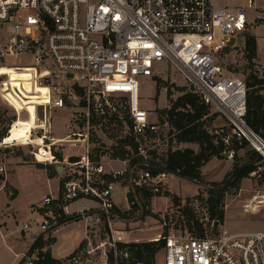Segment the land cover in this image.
<instances>
[{"label":"built area","instance_id":"obj_1","mask_svg":"<svg viewBox=\"0 0 264 264\" xmlns=\"http://www.w3.org/2000/svg\"><path fill=\"white\" fill-rule=\"evenodd\" d=\"M255 26H264V0L238 5L219 0H0V69L28 74L12 79L0 72V98L18 112L32 105L42 123L51 122L53 111L65 110L71 120L83 117L86 124L84 132L68 135L69 142L84 149L80 159H59L54 147L63 141L55 142L45 129L36 131L43 142L32 151L38 163L55 165L67 175L59 194L44 199L41 228L59 224L58 210L87 223L85 243L62 264H88L98 254L109 264L107 244L117 255L116 235L94 243L96 227L111 229L124 217L114 199L116 182H106L103 161L91 158V121H122L136 141L156 132L157 123L141 105L140 78L157 76L159 64L182 76L210 112L224 117L233 136L246 140L264 162V138L246 119V82L221 63ZM9 137L0 147L18 143L7 142ZM0 173H7L5 165L0 164ZM79 199L94 202V210L85 204L73 210ZM160 239L165 241L163 264H264V231H207L203 237L174 233Z\"/></svg>","mask_w":264,"mask_h":264},{"label":"rangeland","instance_id":"obj_2","mask_svg":"<svg viewBox=\"0 0 264 264\" xmlns=\"http://www.w3.org/2000/svg\"><path fill=\"white\" fill-rule=\"evenodd\" d=\"M238 42L239 45H241L244 41ZM233 43L234 41L231 42V45ZM247 54L245 48H243L242 51L227 50L226 54L221 58V63L227 68L228 73H232L243 80H245L246 75L249 73H258L260 75L259 68L254 66L252 62H249L246 57ZM156 71L158 75L154 78L141 77L140 84L141 105L149 110L150 118L157 123L158 128L156 132L139 137L136 142L138 143L139 154L143 155L146 159L156 157L158 160V158L163 156L169 149L174 150L180 147V144L176 143L175 131L168 121V110L171 108L173 102L185 92H189L190 89L182 76L178 75L171 66L159 64L156 67ZM0 72L2 74H9L12 79H16L17 77L25 78L28 76L27 72H19L10 68H1ZM156 78L164 80L167 84L166 86L161 84L162 86L158 98ZM179 88H183L184 91L179 90ZM37 90L44 91V89H40L39 87ZM168 90H170V92ZM28 109L27 111L18 112L0 98V141H2L3 137L10 136L7 142L9 140L10 142H18L16 145L6 148L0 147V164L5 165L7 170L6 174L0 173V180L3 178L5 179L7 174L10 173L15 166L22 165L15 168L12 178L20 192L15 207L18 210L17 219L20 222H29L30 227V233H28L27 239L28 246L25 249L23 257L17 264H32V261L36 259L38 255V250H35L32 254L30 253L33 242L38 235L51 228V226H47L46 229L41 228L43 216L36 214L34 210L38 208L32 205H44L45 197L48 196V193H53L52 189L55 187V184L53 187L48 184L44 169L38 166L40 163L36 161L32 154V151L36 149L37 145H40L34 135L37 136L42 133L35 131L43 128L46 130L47 134L51 131V139L55 138L58 142L63 141L57 143L54 147L58 158L61 160L65 157H69L71 160L80 159L81 156L85 154L84 149L78 147L76 143L69 142L70 140L68 138L70 132L85 131L86 124L83 117L77 118V121H74L70 119V112L55 110L52 112L51 122L47 119V121L42 123L37 118L33 106L30 105ZM13 121L14 124L11 125ZM100 122H102V124H100ZM206 126L210 130L215 128L216 134L224 139H234L232 128L224 117L217 115L214 124L212 123V125H209L206 121ZM9 129H11V135L9 134ZM127 129L124 122L114 118H95L91 121L90 155L94 161H103L105 170L108 172L106 175H112L114 171H122L125 173L129 165L128 160L113 158V151L119 146V140L129 135ZM46 136L47 135L44 137L46 138ZM225 142L227 143L228 141ZM248 148L251 150L249 145ZM243 152L242 150L241 153ZM232 155L233 152L229 151L225 153L223 158L219 159L231 158L233 162L234 159ZM259 164H261V166L258 172H254L249 177L243 179L241 188L237 193L227 194L224 205L225 219L223 223L219 224L216 228H213V225L209 224L211 219L209 218L206 204L203 202V198L207 197V184H199L194 181L181 179L174 174H163L161 175L164 177L162 195L155 197L153 193L146 191L142 187V170H137V183L140 185L142 191L146 194H153L149 198L142 199L145 210L152 211V215L141 218L140 210L129 204L126 200L127 194L123 186L124 180L122 179L116 182L114 199L118 203L119 210L121 212H127L128 216H126L127 218L124 217L121 218L122 220L117 221L111 229L104 224L96 227L95 230L98 229L99 232L98 236L94 239V243L97 244L100 239L108 240L109 236L110 239H113V236L116 234L119 235L122 241L127 242L155 241L157 237H161L164 234L176 233L194 235L188 230L186 224L187 217L184 213L185 208L190 209L198 220L204 221L208 232L212 234L218 235L222 233L223 230H226V228L229 230H227L229 233L264 231V202H262L260 209L253 212L245 211V205L250 203V201L254 200L255 204H258L259 198L254 199L255 196L264 195V162L261 161ZM47 166H49V164ZM53 166L57 175H60L62 179L67 176L63 174V172L61 173L55 165ZM68 170V167H66L65 171L67 174L69 172ZM166 191L172 194V196L164 195ZM3 195L4 191H0V196ZM91 203L92 201L84 199V201L76 202L73 208H79L84 204L89 205ZM93 204L95 206V203ZM32 207H34V210ZM91 210H94L92 206ZM155 214H157L158 217H156ZM31 218L34 220H29ZM10 223L13 229H18V227H15L12 220ZM86 229L87 223L82 218L80 221H73L71 224L62 227L58 232L59 241L56 244L59 255L68 253L70 251L69 247L71 242L75 238L81 237ZM113 230L117 232H113ZM22 234L25 236L26 232L23 231ZM51 235L53 236V232ZM51 235H46L45 238ZM48 246L49 245L45 246L44 250H47L46 248ZM106 247L109 253L110 245L107 244ZM90 257L91 261L88 262V264H104L99 258V254L95 257ZM154 264H163L162 249L158 252Z\"/></svg>","mask_w":264,"mask_h":264},{"label":"trees","instance_id":"obj_3","mask_svg":"<svg viewBox=\"0 0 264 264\" xmlns=\"http://www.w3.org/2000/svg\"><path fill=\"white\" fill-rule=\"evenodd\" d=\"M245 50L248 53L247 59L254 66V58L256 55V38L248 33L246 35ZM261 75V74H260ZM258 73H249L245 77L247 85V112L246 119L248 124L264 138V75ZM157 98L160 94L161 84L166 86V82L160 78H156ZM179 90L184 91L183 88ZM170 92V90H168ZM169 123L175 131L176 143L195 142L199 144V149L196 151L189 147L177 149H169L163 156L145 158L139 154L138 143L134 137L126 136L119 140V146L113 151V158L128 160L129 165L125 173L118 178L112 175H104L106 182H119L124 180L123 186H128L127 199L130 205L140 210L141 218L152 215V211L145 210L142 199L149 198L151 195L155 197L162 195L164 182L159 185V191L156 192L152 187H143L146 191L153 194H146L142 191L137 183V170H146L150 176L159 177L163 174H174L189 181H194L199 184H207V197L203 198L206 204L209 218V224L216 228L223 223L225 219V199L229 193H237L241 188L243 179L249 177L252 173H257L262 161V157L254 150H247L248 142L246 140L229 139L225 142L223 137L216 134V129H208L206 121L209 125L214 123L217 114L211 113L209 107L200 99V97L192 91L185 92L175 102L172 103L168 110ZM246 149L244 155H240L239 151ZM233 152V166L226 173L221 181L206 182L202 177V167L212 158H223L226 152ZM42 168H47L49 177L57 175L53 165L44 166L38 164ZM63 185V182L61 183ZM62 188V186H61ZM14 193H11V198ZM166 196H172L168 191ZM175 200V197L173 196ZM178 199V197H177ZM44 212V209H41ZM118 212L127 218V212ZM61 214L59 224L53 226L44 233L38 235L31 247V254L38 250L37 258L32 261V264H62L63 259H56L51 255L48 248L44 247L51 245L55 241V237L51 235L57 228L73 221H80L81 218L77 214L63 215L60 210L56 214ZM184 213L187 217L188 230L195 236L203 237L207 230L204 221L196 218L194 213L185 208ZM158 217L157 214H155ZM129 218V217H128ZM46 235L48 238H45ZM167 235V234H164ZM85 240L71 254L73 255L81 249ZM117 255L114 251L109 252V264H154L158 252L164 247V239L149 241V242H116ZM48 246V247H49ZM69 255L67 258H69Z\"/></svg>","mask_w":264,"mask_h":264},{"label":"crops","instance_id":"obj_4","mask_svg":"<svg viewBox=\"0 0 264 264\" xmlns=\"http://www.w3.org/2000/svg\"><path fill=\"white\" fill-rule=\"evenodd\" d=\"M219 1L221 3L228 5H238V4H244L246 0H219ZM250 34L254 35L256 38V55L254 58V62L256 63V66L259 68L260 74L264 75V26L253 27L250 31ZM243 41L244 42L241 43L239 48L230 49V51L231 50L242 51V49L245 47L246 38ZM182 147H189L197 151L199 149V144L195 142H182L180 143V148ZM242 150L244 151L243 153H241ZM242 150L239 151L240 155H244L246 151V149H242ZM247 150H250V148L247 147ZM19 166L22 165H17L15 166V168ZM232 166H233V162L231 158L219 159L214 157L202 167V177L205 181H221L226 175V173L232 168ZM15 168L10 173L7 174L5 179L3 178L0 180V191H4V195L0 196V264H17L19 260L23 257L25 249L28 246L27 239H28V233H30L29 231L30 227L25 226L26 221L20 222L17 219L18 210L15 207V203L19 198L20 192L12 179ZM43 169L46 174V179L48 184L52 185V187L55 184L54 189H52L53 192L52 194L54 196H57L61 190V183L63 179L61 178L60 175L49 177L47 168H43ZM124 188L126 189V194H127L129 190L128 186H124ZM11 193H14L12 198H11ZM126 200L128 201L127 195H126ZM80 201H84V199H79V201L78 200L75 201L72 204V208L76 205L75 204L76 202H80ZM93 203L94 202H92L88 206H94ZM32 205H34L35 208H38L37 210L36 209L34 210V207H32L34 212H36V214H40L41 216H43V213L41 211V209H44L43 205H35V204ZM79 208H73V210H77ZM11 220L13 221L15 227H18V229H13L11 227V223H10ZM29 220H34V219L31 218ZM71 223L72 222L67 224H71ZM67 224L60 226L53 232V237H55V241L49 247L46 248V249L48 248L50 249L51 255L56 259L67 258L80 246L81 242L85 240L86 237L87 229L82 233L81 237H77L71 242L69 247L70 251L68 253L64 255H59V252L56 249V244L59 241L58 232L61 230L62 227L66 226ZM22 230L26 232L25 236H23ZM226 230L228 229L226 228Z\"/></svg>","mask_w":264,"mask_h":264},{"label":"bare ground","instance_id":"obj_5","mask_svg":"<svg viewBox=\"0 0 264 264\" xmlns=\"http://www.w3.org/2000/svg\"><path fill=\"white\" fill-rule=\"evenodd\" d=\"M40 89H43V88H40ZM40 129H43V128H40ZM40 129H37V130H40ZM34 137L36 138V140L39 141V144L42 145L43 137L41 135H37V136L34 135ZM51 137H52V135H51ZM68 138H69V140H71V138L69 136H68ZM52 140H54L55 142H58V141L55 140V138H52ZM141 175H142V179H141L142 187H145V186L146 187H152L156 192H158L160 190L159 189V185L161 184V182H163L164 177H162V176L152 177V176L149 175V173L146 170H142L141 171ZM255 198H263V197L256 196ZM260 200L258 201V204H255L254 200L250 201V203L245 205V211L253 212V211L257 210V209H260V206H261V204L263 202V201H260ZM116 237H117V240H120L119 235L116 234ZM120 241H122V240H120ZM123 242H127V241H123Z\"/></svg>","mask_w":264,"mask_h":264},{"label":"water","instance_id":"obj_6","mask_svg":"<svg viewBox=\"0 0 264 264\" xmlns=\"http://www.w3.org/2000/svg\"><path fill=\"white\" fill-rule=\"evenodd\" d=\"M228 155V154H227Z\"/></svg>","mask_w":264,"mask_h":264}]
</instances>
